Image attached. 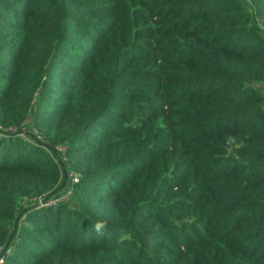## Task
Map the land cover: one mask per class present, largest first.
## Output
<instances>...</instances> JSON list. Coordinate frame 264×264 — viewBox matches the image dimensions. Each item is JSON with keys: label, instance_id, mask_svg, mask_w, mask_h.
<instances>
[{"label": "trees", "instance_id": "16d2710c", "mask_svg": "<svg viewBox=\"0 0 264 264\" xmlns=\"http://www.w3.org/2000/svg\"><path fill=\"white\" fill-rule=\"evenodd\" d=\"M0 132V264H264V0H0Z\"/></svg>", "mask_w": 264, "mask_h": 264}, {"label": "built area", "instance_id": "2783aa9c", "mask_svg": "<svg viewBox=\"0 0 264 264\" xmlns=\"http://www.w3.org/2000/svg\"><path fill=\"white\" fill-rule=\"evenodd\" d=\"M9 133L10 132H13L14 130L13 129H9L8 130ZM1 133V132H0ZM20 136H23L22 134H20ZM70 179L72 182H77L78 181V176L75 175V174H70ZM69 194L66 193L64 195H60L56 198H52V199H49V200H43L41 197H38L36 199H33L32 201L34 203H36L38 206H51V205H54L55 203H58V202H65L67 201V198H68Z\"/></svg>", "mask_w": 264, "mask_h": 264}, {"label": "clouds", "instance_id": "9594fccd", "mask_svg": "<svg viewBox=\"0 0 264 264\" xmlns=\"http://www.w3.org/2000/svg\"><path fill=\"white\" fill-rule=\"evenodd\" d=\"M100 225H97V228L99 229Z\"/></svg>", "mask_w": 264, "mask_h": 264}]
</instances>
